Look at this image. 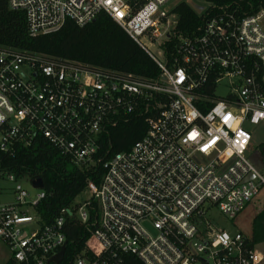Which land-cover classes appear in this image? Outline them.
<instances>
[{
	"label": "built area",
	"instance_id": "built-area-1",
	"mask_svg": "<svg viewBox=\"0 0 264 264\" xmlns=\"http://www.w3.org/2000/svg\"><path fill=\"white\" fill-rule=\"evenodd\" d=\"M8 1L25 12L32 36L68 20L84 26L105 12L161 70L145 80L0 49V153L43 139L76 165L104 168L99 184L88 182L86 199L46 225L35 212L43 188L31 199L17 183L16 201L0 203V241L10 255L48 264L67 241L66 213L89 232L87 254L73 264H123L122 254L143 264H261L246 236L215 225L211 212L233 219L264 186L247 156V127L264 128V9L209 11L198 33L180 37L172 66L164 45L177 35L178 16L174 6L162 9L170 0ZM144 38L160 46L158 56ZM138 113L147 125L143 137L126 151L103 150L110 130ZM0 177L18 180L1 170Z\"/></svg>",
	"mask_w": 264,
	"mask_h": 264
},
{
	"label": "trees",
	"instance_id": "trees-1",
	"mask_svg": "<svg viewBox=\"0 0 264 264\" xmlns=\"http://www.w3.org/2000/svg\"><path fill=\"white\" fill-rule=\"evenodd\" d=\"M209 4L203 13H197L184 0L173 8L178 16L176 36L165 43L168 64L173 66L181 36L198 33L206 14L235 12L238 16L255 14L264 9V0H202ZM12 48L23 52L40 53L48 58L70 59L95 68H103L145 80L156 78L160 69L146 53L108 14L101 12L90 23L80 26L68 20L59 29L32 36L27 26L26 14L10 7L8 0H0V49ZM147 128L139 113L122 119L110 130L103 150L122 152L140 140ZM264 148V142L260 149ZM0 170L15 174L16 178L42 179L45 197L35 205L36 215L42 225L53 223L64 208L72 203L86 188L90 180L99 184L104 173L103 165L79 166L58 148L43 139L30 147L18 146L15 153H0ZM63 232L67 239L64 259L58 264H73L85 252L89 237L85 225L75 215L65 213ZM248 248L255 249L264 242V210L254 217ZM123 264H143L135 255L122 254ZM3 264H24L12 255Z\"/></svg>",
	"mask_w": 264,
	"mask_h": 264
},
{
	"label": "rangeland",
	"instance_id": "rangeland-1",
	"mask_svg": "<svg viewBox=\"0 0 264 264\" xmlns=\"http://www.w3.org/2000/svg\"><path fill=\"white\" fill-rule=\"evenodd\" d=\"M180 0H170L165 4L162 9L169 11L173 6ZM187 2L197 13H203L209 4L202 0H184ZM143 42L150 48V50L155 54L159 55L161 48L157 43H151L149 39H143ZM223 93V90L220 91ZM252 132V150L247 154L250 163L264 175V155L261 152L263 148L260 149L264 142V128L259 126H248L247 127ZM20 184L28 193L31 199L35 198L39 192L38 188H34L30 181L23 178L16 182L6 179V177H0V203H14L16 201L14 186ZM89 196V193L85 190L75 199V202H82ZM264 210V186L259 189V192L255 197L246 205V207L233 219L223 215L218 210L211 212L213 217V223L217 226L224 227L230 234L235 232H242L245 236H250L252 230V221L256 214ZM255 250L263 256L264 264V242L258 243L255 246ZM3 247L0 249V264H3L6 260V252L4 256H1Z\"/></svg>",
	"mask_w": 264,
	"mask_h": 264
},
{
	"label": "water",
	"instance_id": "water-1",
	"mask_svg": "<svg viewBox=\"0 0 264 264\" xmlns=\"http://www.w3.org/2000/svg\"><path fill=\"white\" fill-rule=\"evenodd\" d=\"M253 178V175H249L247 177V180ZM31 185L34 188H43V181L42 179L38 178V179H34L31 181ZM66 246H67V241L64 243V245L61 247L60 251L57 252L56 254L52 255L48 260L47 263H53V264H58L60 263L65 256V252H66Z\"/></svg>",
	"mask_w": 264,
	"mask_h": 264
},
{
	"label": "crops",
	"instance_id": "crops-1",
	"mask_svg": "<svg viewBox=\"0 0 264 264\" xmlns=\"http://www.w3.org/2000/svg\"><path fill=\"white\" fill-rule=\"evenodd\" d=\"M1 247H3V251L1 252L2 253L1 256L3 257L4 253L6 252V260H7L10 257L9 249H8L7 245H5L2 241H0V249H1Z\"/></svg>",
	"mask_w": 264,
	"mask_h": 264
},
{
	"label": "flooded vegetation",
	"instance_id": "flooded-vegetation-1",
	"mask_svg": "<svg viewBox=\"0 0 264 264\" xmlns=\"http://www.w3.org/2000/svg\"><path fill=\"white\" fill-rule=\"evenodd\" d=\"M262 153H263V155H264V148L262 149V151H261Z\"/></svg>",
	"mask_w": 264,
	"mask_h": 264
},
{
	"label": "clouds",
	"instance_id": "clouds-1",
	"mask_svg": "<svg viewBox=\"0 0 264 264\" xmlns=\"http://www.w3.org/2000/svg\"><path fill=\"white\" fill-rule=\"evenodd\" d=\"M225 240L227 239V237L224 238Z\"/></svg>",
	"mask_w": 264,
	"mask_h": 264
}]
</instances>
